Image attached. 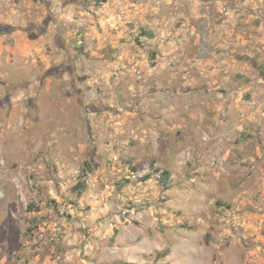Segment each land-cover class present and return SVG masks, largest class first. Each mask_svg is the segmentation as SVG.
Wrapping results in <instances>:
<instances>
[{
  "label": "rangeland",
  "instance_id": "obj_1",
  "mask_svg": "<svg viewBox=\"0 0 264 264\" xmlns=\"http://www.w3.org/2000/svg\"><path fill=\"white\" fill-rule=\"evenodd\" d=\"M204 3L0 0V264H264V24Z\"/></svg>",
  "mask_w": 264,
  "mask_h": 264
},
{
  "label": "crops",
  "instance_id": "obj_2",
  "mask_svg": "<svg viewBox=\"0 0 264 264\" xmlns=\"http://www.w3.org/2000/svg\"><path fill=\"white\" fill-rule=\"evenodd\" d=\"M251 1V2H250ZM261 1V2H260ZM203 2H205L202 6L201 9H204L201 13V19H203L204 23H209V22H214L216 24L221 23L220 27H218L217 31H215V33H212L213 35V41L215 42L216 40V44L218 45V47H222V49L225 48H229L230 47V41L229 38H227V35L224 34L226 33L224 30H226L225 25L227 24L228 21H230V19H232L233 16L238 15L237 10H243V12H248L247 14V18L252 19V20H256V26L258 27V29L262 30V26H263V21H260L262 19H264V0H258V2H254L253 0H203ZM216 9V13L214 14L216 16V14L220 13V15H218V17H209V9ZM224 11V12H223ZM200 17V16H199ZM206 19H209L208 21ZM257 29V30H258ZM230 32H234V30L232 29L231 31H229V35H232ZM228 34V33H227ZM264 42V36L262 35L260 38H257L256 40H254L252 43H255L253 45L252 48H256L258 51H260V48L264 49V46L261 47V43ZM252 50V49H251ZM251 56L255 53H249ZM252 56V57H253ZM215 72V71H214ZM254 82H252L253 84ZM249 88H252V86H250ZM255 99V95H252L251 97V102H253ZM224 101V100H222ZM220 109V108H219ZM222 112L221 110H219V113ZM224 113V112H222ZM221 116V115H219ZM225 119V117H223ZM223 120V119H221ZM217 126V123H214V127Z\"/></svg>",
  "mask_w": 264,
  "mask_h": 264
},
{
  "label": "trees",
  "instance_id": "obj_3",
  "mask_svg": "<svg viewBox=\"0 0 264 264\" xmlns=\"http://www.w3.org/2000/svg\"><path fill=\"white\" fill-rule=\"evenodd\" d=\"M92 1L93 0H85V3L86 4H90ZM98 1H101V0H96V2H98ZM147 35L149 37L152 36L151 34H147ZM169 176H170V173L167 170H164V171L161 172V184L164 187H167ZM145 177L147 178L148 176H145Z\"/></svg>",
  "mask_w": 264,
  "mask_h": 264
},
{
  "label": "flooded vegetation",
  "instance_id": "obj_4",
  "mask_svg": "<svg viewBox=\"0 0 264 264\" xmlns=\"http://www.w3.org/2000/svg\"><path fill=\"white\" fill-rule=\"evenodd\" d=\"M52 20V17L51 16H49V20H47V22L48 21H51ZM55 20H57L56 18L54 19V22H55ZM52 22V21H51ZM54 24H56V23H54ZM42 28V29H41ZM32 31H38V32H44L45 31V29H43V27L41 26V27H33V28H31V32Z\"/></svg>",
  "mask_w": 264,
  "mask_h": 264
}]
</instances>
